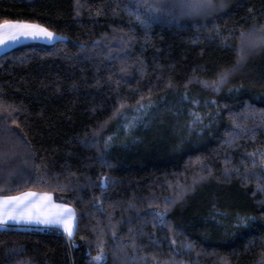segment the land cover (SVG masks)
Here are the masks:
<instances>
[{"label": "trees", "instance_id": "16d2710c", "mask_svg": "<svg viewBox=\"0 0 264 264\" xmlns=\"http://www.w3.org/2000/svg\"><path fill=\"white\" fill-rule=\"evenodd\" d=\"M171 2L0 0V23L61 36L0 53V172L29 168L0 194L50 193L76 218L71 238L0 229V264H96L99 244L102 264L264 259V0H213L198 15ZM237 124L249 131L226 142ZM181 186L161 225L154 210Z\"/></svg>", "mask_w": 264, "mask_h": 264}, {"label": "snow or ice", "instance_id": "6c2138e0", "mask_svg": "<svg viewBox=\"0 0 264 264\" xmlns=\"http://www.w3.org/2000/svg\"><path fill=\"white\" fill-rule=\"evenodd\" d=\"M223 5H221L222 7ZM172 9H179L181 15H198L201 13L211 14L216 9V5L213 3V0H172L171 2ZM161 5H149L148 12L151 14L161 13L166 11ZM135 14V13H134ZM136 19L139 23L144 25L146 28L150 27L148 20L144 19L141 15H136ZM241 36H244V33H241ZM21 37H45L49 40L54 39L56 37V33L50 31L48 28L38 25L31 24L27 22H4L0 23V45H6L9 41H16ZM241 57L243 59L244 49L241 47L240 49ZM124 71V69H121ZM228 73H223L220 76L218 82H214L213 90L219 91L221 85L226 81ZM207 86V82H201ZM185 99H187V95L185 94ZM195 103H198L196 101ZM211 103L215 104L216 102L213 100ZM125 105L123 103L120 104V108H123ZM12 107V106H8ZM145 106L140 105V108L143 109ZM15 110V109H13ZM195 119L193 123H199L202 120V117L198 114H193ZM218 115V113H217ZM236 118H239L240 114H235ZM261 117H264V113H260ZM11 118V113H9V117ZM7 119V118H6ZM12 122L15 123V119L12 118ZM131 127V125H129ZM6 132H12L11 128H4ZM249 129L244 128L242 125H235L233 131L226 138V142H233L235 137L239 135L241 132H247ZM112 138L109 137L110 141ZM264 159V158H262ZM206 170V169H202ZM13 172H8L7 177L5 178V182L13 175ZM59 179V176L56 177ZM204 177H201L203 179ZM39 179L47 182V177H40ZM62 187L70 188L71 185H62ZM3 189H0L2 191ZM187 188L181 186V191L176 194L173 198H166V203L161 208L157 206L153 212L156 221L161 225L165 224L167 213L169 211V206L176 203L177 199L183 198ZM51 202V194L50 193H39L35 191H27L21 192L17 195H0V229L7 230L9 227L14 225H31V224H43L48 226H62L63 230L68 234L69 237L73 235V227L75 221V212L68 205H58L57 207L61 209V211L52 213L45 212L44 209L47 208L48 204ZM242 224L244 223L245 218H240ZM115 234V233H114ZM173 244L176 243L175 239L171 241ZM100 251L93 259L96 264H102L104 260V249L103 244L98 245ZM186 248L191 249L193 247L192 244L185 245ZM155 259V257H153ZM221 260L222 264H228V260L226 257H218ZM168 264V262H165ZM172 264H175L173 261ZM183 264V262H180ZM260 264H264V259L260 261Z\"/></svg>", "mask_w": 264, "mask_h": 264}, {"label": "crops", "instance_id": "0c3cea01", "mask_svg": "<svg viewBox=\"0 0 264 264\" xmlns=\"http://www.w3.org/2000/svg\"><path fill=\"white\" fill-rule=\"evenodd\" d=\"M13 22H21V21H13ZM27 23H29V22H27ZM31 24H34V23H31ZM59 38H61L60 35L59 36L56 35V37L54 39H58L59 40ZM34 39H37V38L21 37L20 39L14 41V42L13 41H9L6 45H0V53H3L4 50H7V49H9L11 47H14V45H16V44L25 43V41H32V40L34 41ZM54 39H52V40H54ZM0 175H2V174L0 173ZM10 181H13V179L10 178L8 180V182H5V176H1L0 177V188L9 187ZM11 185H14V184H11ZM27 191H31V190H27ZM27 191H22V192H27ZM32 191H34V190H32ZM35 192H38V191H35ZM39 193H42V192H39ZM43 193H46V192H43ZM0 195H2V194H0ZM9 195H17V194H9ZM58 205H68V206L71 207V205H69L67 203L65 204V203L58 202V201L54 200L53 197L51 196V202L48 204L47 208L44 209V211L45 212H52V213L61 211V209H59L57 207ZM71 208L74 210L73 207H71ZM75 224H76V218H75V221H74L73 235H74V233L76 231ZM16 226H21V227L22 226H28V227H33L34 226V227H39V228H45V227L56 228L57 227L60 230H62L66 234L67 237H69L68 234L63 230L62 226H48V225H43V224L16 225ZM73 235H72V237H73ZM69 238H71V237H69Z\"/></svg>", "mask_w": 264, "mask_h": 264}, {"label": "rangeland", "instance_id": "374dc122", "mask_svg": "<svg viewBox=\"0 0 264 264\" xmlns=\"http://www.w3.org/2000/svg\"><path fill=\"white\" fill-rule=\"evenodd\" d=\"M29 23H31V22H29ZM35 24V23H34ZM36 24H38V23H36ZM38 25H40V24H38ZM51 31V30H50ZM57 36H58V34H56ZM37 39H34V41L33 42H41V43H48V42H55V41H57L58 39H54V40H49L48 38H45V37H36ZM144 116H146V114H138L137 116L135 115L134 117H133V119H140V118H142V117H144ZM136 127L138 126L136 123L134 124ZM127 125H125V127H126ZM123 129H124V127H123ZM127 133V132H126ZM4 156L6 157V155L4 154ZM8 156V155H7ZM16 156V155H15ZM5 157H0L1 159H0V161H3L4 163L6 162V160H8L7 158H5ZM12 157H14V156H11L10 158V160L12 161V163L14 162L15 163V158L13 159ZM9 160V162H11ZM23 162V161H22ZM12 163H10V164H12ZM24 163L25 164H23V163H21L22 164V166H20L19 167V164H14L15 165V167L13 168V166L9 169L11 172H13L14 174L11 176V178L13 177V179H20V177H21V172L23 171V172H25L26 173V171H24V168H26L27 169V163L24 161ZM22 167V168H21ZM13 168V169H12ZM29 169V168H28ZM27 169V170H28ZM10 171H8V172H10ZM8 172L6 173V172H4L3 171V174H2V176H5V178L7 177V174H8ZM18 175H20L18 178H15L16 176H18ZM1 177V176H0ZM13 183L14 184H16L15 183V180H13ZM7 189H9V187H6V188H3V190H7Z\"/></svg>", "mask_w": 264, "mask_h": 264}]
</instances>
